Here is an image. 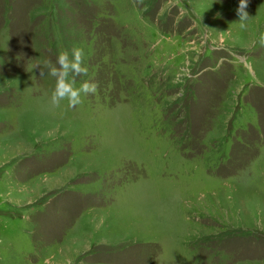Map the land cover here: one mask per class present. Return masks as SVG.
Returning <instances> with one entry per match:
<instances>
[{"label":"rangeland","instance_id":"1","mask_svg":"<svg viewBox=\"0 0 264 264\" xmlns=\"http://www.w3.org/2000/svg\"><path fill=\"white\" fill-rule=\"evenodd\" d=\"M238 3L0 0V264H264V0L244 30ZM73 48L98 91L57 108Z\"/></svg>","mask_w":264,"mask_h":264},{"label":"clouds","instance_id":"2","mask_svg":"<svg viewBox=\"0 0 264 264\" xmlns=\"http://www.w3.org/2000/svg\"><path fill=\"white\" fill-rule=\"evenodd\" d=\"M136 3H143V0H136ZM248 3L249 0H239L235 10L239 18V26L242 30L246 29L247 21L250 19L246 11ZM261 36V46L264 47V34H261ZM72 57V60H69L67 51L59 53L56 58V63L59 65V68L51 66V60L43 61L45 67H50L49 75L56 77L55 88L52 92V101L57 108L60 107V101L65 99L68 102L67 107L74 108L83 103L82 97L95 95L98 91V84L95 81H85L79 88L74 86L76 82L69 79V72L71 71L78 76H84L87 75L88 69L84 66V49L73 48ZM38 65L39 64L34 67ZM40 75H44L43 71L40 72ZM261 231H264V229H261Z\"/></svg>","mask_w":264,"mask_h":264}]
</instances>
